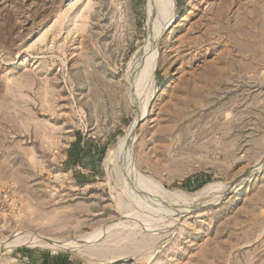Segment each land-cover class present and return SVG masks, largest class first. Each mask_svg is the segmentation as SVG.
<instances>
[{
    "label": "rangeland",
    "instance_id": "obj_1",
    "mask_svg": "<svg viewBox=\"0 0 264 264\" xmlns=\"http://www.w3.org/2000/svg\"><path fill=\"white\" fill-rule=\"evenodd\" d=\"M159 1L0 0V264H264V0Z\"/></svg>",
    "mask_w": 264,
    "mask_h": 264
},
{
    "label": "bare ground",
    "instance_id": "obj_2",
    "mask_svg": "<svg viewBox=\"0 0 264 264\" xmlns=\"http://www.w3.org/2000/svg\"><path fill=\"white\" fill-rule=\"evenodd\" d=\"M153 1V0H152ZM155 1L157 0H154V4H155ZM161 1V0H160ZM159 1V3H160ZM163 1V0H162ZM165 2V1H163ZM158 3V4H159ZM151 4V3H150ZM153 4V3H152ZM163 4H166V3H163ZM168 5V4H167ZM150 6V5H149ZM157 6V4L155 5ZM159 8V5L157 6ZM163 7V6H162ZM161 7V9H162ZM167 7L166 6V10L167 11ZM151 8V7H150ZM157 8V9H158ZM165 8V6H164ZM170 8V7H169ZM156 10V9H155ZM152 11V10H151ZM164 11V13H165ZM158 12V11H157ZM153 13V11H152ZM160 13V12H159ZM167 13V12H166ZM161 14V13H160ZM154 15V14H153ZM159 15V14H158ZM155 16H157L156 12H155ZM161 16V15H160ZM166 17V16H165ZM164 17V19H165ZM163 21V20H162ZM161 22V21H160ZM164 22V21H163ZM165 26L162 27L161 24H159L162 29H160V31L156 34V36L154 37L153 35V38L152 40H150L147 44V49H145V53L144 55L142 56V59H141V63L144 64L145 68L147 70H153L154 69V66H155V61H156V57H155V48H156V45H157V41L159 40V38L161 37L162 35V32L164 30V28L169 24V21L165 22L164 23ZM158 26V25H157ZM157 28V27H156ZM159 28V26H158ZM166 31V29H165ZM139 67V65H138ZM146 70V71H147ZM143 112V111H142ZM141 113V112H140ZM144 113V112H143ZM143 113L142 114H139L138 117L136 118V120L134 121L130 131L127 133V135L125 136L122 144L120 145V147H118V149H114L113 152H110L112 154V160L113 159H118L119 157H121V159H124L125 160V165L127 166V174L128 176L132 177L133 179H136L137 180V176H136V173H135V170H134V167H133V156H132V143H133V131H134V128L136 127L137 125V122L141 119H143L142 117L143 116ZM121 142V141H120ZM264 168V159L261 161V163H259L256 168L253 170V175H256L259 171H261L262 169ZM252 173H250L248 176H244L246 179H248L249 181H251V177H252ZM245 178H241V180H239V183L237 181V184H233V185H226V184H217V185H211V186H208L206 187L205 189L201 190L200 192L196 193L195 195L191 196V197H187L185 196V198L189 201L187 204H186V207L185 208H182V209H179L177 211L176 214L182 216L184 214V212H190L193 211V210H197L199 209V206H195V205H200L201 208H203L204 204L206 205V203L208 202L209 203H215L217 202L218 200H220L221 198H223V196H225L226 194L229 195L228 192H234L235 190H238L241 188V186L243 185L244 183V179ZM238 180V179H237ZM247 182V180H246ZM235 183V182H234ZM234 190V191H233ZM211 191H214V194H215V197L212 201L210 200H207L206 197L208 196L209 192ZM177 195H182V194H177ZM228 195H226L225 197H227ZM224 197V198H225ZM207 201V202H206ZM174 207V206H173ZM82 241V240H81ZM80 242V241H79ZM38 243V242H37ZM10 246L8 247H5V246H0V252H3V251H6L9 249Z\"/></svg>",
    "mask_w": 264,
    "mask_h": 264
}]
</instances>
